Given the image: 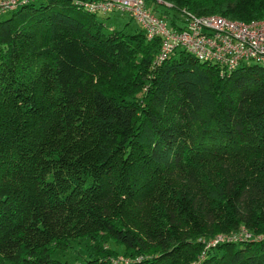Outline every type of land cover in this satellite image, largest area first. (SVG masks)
<instances>
[{"label": "trees", "instance_id": "trees-1", "mask_svg": "<svg viewBox=\"0 0 264 264\" xmlns=\"http://www.w3.org/2000/svg\"><path fill=\"white\" fill-rule=\"evenodd\" d=\"M150 1L169 26L182 8L264 17V0ZM98 15L78 0L0 15V264H69L52 255L77 239V264H112L108 240L116 264H264V65L157 64L158 38ZM241 224L252 237L205 248Z\"/></svg>", "mask_w": 264, "mask_h": 264}, {"label": "built area", "instance_id": "built-area-1", "mask_svg": "<svg viewBox=\"0 0 264 264\" xmlns=\"http://www.w3.org/2000/svg\"><path fill=\"white\" fill-rule=\"evenodd\" d=\"M21 0H0V15L13 9ZM161 0H156L160 4ZM89 12L124 14L139 24L147 40L159 39L155 62L158 64L177 50L200 61L216 64L220 73L230 72L242 64L264 65V17L243 21L219 14L197 15L182 8L181 21L169 26L148 5V0H78ZM161 5V4H160ZM167 8L172 4L163 2ZM252 237L244 227L215 235L205 248L220 242L241 241ZM118 260L113 259L112 264Z\"/></svg>", "mask_w": 264, "mask_h": 264}, {"label": "rangeland", "instance_id": "rangeland-1", "mask_svg": "<svg viewBox=\"0 0 264 264\" xmlns=\"http://www.w3.org/2000/svg\"><path fill=\"white\" fill-rule=\"evenodd\" d=\"M153 1L155 2L156 0H153ZM163 2H168V1H166V0L160 1L161 6L164 7V5H162ZM168 3H170V2H168ZM98 18L103 21L106 29L123 28L124 24L126 22H128V25L125 28L128 32H132L137 27H139V24L137 22H135L132 19H129L128 16L124 15V14H121V15H116V14L115 15L114 14L98 15ZM175 19H176L177 23H179L182 19V14L178 13L177 16L175 17ZM241 227H244V226L241 224V225L237 226V228H234L230 231L218 232L215 235L220 234V233L234 232V231L239 230ZM214 236H212L210 239L206 240V242L204 241L205 242L204 246H206L207 242L209 240H211ZM105 247L112 248L113 250H115L117 252V258H115V260L117 259L118 261H121V260L125 259L123 256L124 249L121 245L117 244L116 242H114L112 240H108L105 242ZM88 255L89 254L86 250V240H78L77 239V240L70 241V244H69L67 249H65L63 251L56 250L55 253L52 255V257L55 259H58L60 261H66L69 264H77L78 262H80L84 258H88Z\"/></svg>", "mask_w": 264, "mask_h": 264}, {"label": "crops", "instance_id": "crops-1", "mask_svg": "<svg viewBox=\"0 0 264 264\" xmlns=\"http://www.w3.org/2000/svg\"><path fill=\"white\" fill-rule=\"evenodd\" d=\"M152 1L148 0V5L151 7Z\"/></svg>", "mask_w": 264, "mask_h": 264}]
</instances>
